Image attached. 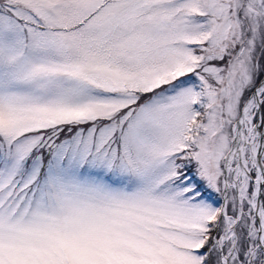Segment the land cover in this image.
<instances>
[{
  "label": "snow or ice",
  "instance_id": "obj_1",
  "mask_svg": "<svg viewBox=\"0 0 264 264\" xmlns=\"http://www.w3.org/2000/svg\"><path fill=\"white\" fill-rule=\"evenodd\" d=\"M0 264H264V0H0Z\"/></svg>",
  "mask_w": 264,
  "mask_h": 264
}]
</instances>
